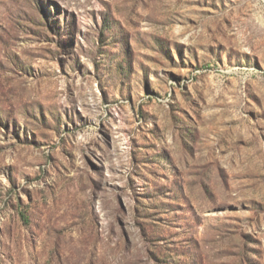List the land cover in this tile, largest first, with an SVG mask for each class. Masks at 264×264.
I'll return each instance as SVG.
<instances>
[{"label": "rangeland", "instance_id": "obj_1", "mask_svg": "<svg viewBox=\"0 0 264 264\" xmlns=\"http://www.w3.org/2000/svg\"><path fill=\"white\" fill-rule=\"evenodd\" d=\"M0 264H264V0H0Z\"/></svg>", "mask_w": 264, "mask_h": 264}]
</instances>
